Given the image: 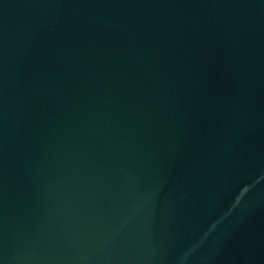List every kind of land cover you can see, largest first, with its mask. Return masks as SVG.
I'll use <instances>...</instances> for the list:
<instances>
[{
    "label": "water",
    "instance_id": "1",
    "mask_svg": "<svg viewBox=\"0 0 264 264\" xmlns=\"http://www.w3.org/2000/svg\"><path fill=\"white\" fill-rule=\"evenodd\" d=\"M0 264H264V0H0Z\"/></svg>",
    "mask_w": 264,
    "mask_h": 264
}]
</instances>
